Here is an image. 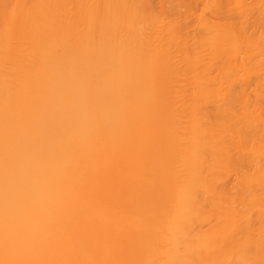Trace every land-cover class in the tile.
<instances>
[{
	"label": "bare ground",
	"instance_id": "obj_1",
	"mask_svg": "<svg viewBox=\"0 0 264 264\" xmlns=\"http://www.w3.org/2000/svg\"><path fill=\"white\" fill-rule=\"evenodd\" d=\"M148 1L153 3V0ZM215 1L211 0L212 6L207 4V7L211 6L208 7L211 9L216 3V13L222 19L217 22L211 21L209 28L213 26L231 29L220 33V37L233 40L238 36L252 35L256 42L264 41L260 30L264 0H243L241 10L231 8L226 13L222 10V0ZM180 27L175 33L184 35L183 38L178 39L173 32H169L167 36L171 39L173 37L176 40L174 42H177L174 52L164 55L165 53L158 48L159 42L163 41V35H158L157 30L163 26H159V29L153 27L156 30L153 31L154 36L157 32L155 42H149L135 60L141 62L161 54L175 61L180 53L188 52L190 45L199 43L196 41L199 32L195 31L194 34L185 28L182 29L183 26ZM192 33L193 36L198 35L194 37L196 42L191 36ZM7 36L8 30L4 28L0 34V125L2 124L4 128L5 124L7 127L3 145L13 148L17 155L24 157L17 163L9 162L4 156L0 157V170L7 177V185L10 187L13 184L19 185V193L8 197L7 212L10 219L14 218V221L19 222L20 225L28 219L29 238L36 242L43 231H52L57 224L78 221L75 228L79 234L73 237L72 241L66 240V245L60 252L61 259L71 255L72 251L80 249L84 255L95 256L98 252L96 264H161L163 257H158L157 254L166 252L165 250L163 252V247L171 246L169 248L172 251L174 246L173 249H177L178 252L183 224L190 217L189 203L191 204L192 201L190 194L195 184L194 178L197 177L194 166L200 158V148L208 144L209 138H202L195 131H190L183 142L182 137L174 135L172 124L166 120L162 121L164 155L160 163L165 165V170L160 175L164 180L163 185L157 187L155 180L158 175L155 174L158 170L157 165L141 167V159L153 160V150L148 148L150 140L144 141L143 131H137L131 142L126 140L125 134L121 132L124 129L123 107L127 95L131 100L128 104L138 107L139 110L142 109L141 113L144 117L149 114L148 109L155 101L151 95L154 87L151 67L154 63H145V70L138 83L129 72L133 64L132 60L121 54L127 47L126 42L114 40L111 32H108L107 50L103 56H82L80 52L71 56L63 55L64 41L48 40L44 47L40 46V41H36L37 51L33 56L26 54L19 56L20 51L17 48V57L12 65L14 71L8 72L4 68L5 49L9 43ZM22 44L24 46L21 45L20 49L25 50V42ZM194 61L196 59H190L188 66L190 69L199 65ZM240 61L239 65L245 63ZM239 65L229 64V68L233 70V67L237 68ZM168 88L162 84L159 98H166V106L171 103L174 106L176 104H173ZM41 89L44 93L39 96L38 92ZM231 98L232 96L227 93L226 99ZM159 104L163 105V103ZM16 109H18L16 114L20 116H12V112ZM194 111L195 109L191 114L196 117ZM227 112L231 118L239 119L235 116H240V113L233 104L228 106ZM15 123H18V128ZM82 126L86 131L84 136L81 133ZM246 133L245 126L241 125L237 128L239 138L245 140ZM32 135L35 137L29 139ZM244 140L239 142L244 143ZM130 146L134 150L133 163L127 162L124 158ZM83 156L88 157L96 165L95 169L85 172L87 173L85 176L82 175L81 165L78 164ZM177 157L181 159L182 164L190 168L187 171L188 176L185 173L183 179L179 175L181 170L175 164ZM250 162L253 160L251 159ZM261 167L255 176L243 175L242 187L246 192L254 190L256 184L264 186V165L261 164ZM213 168L216 172L221 170L216 164ZM73 177L77 178L76 182L72 181ZM180 178V181H176ZM125 182L130 183V190L125 188ZM69 183L74 184L78 189L84 186L90 189L87 195L78 200L81 203L80 207L71 206L70 200L65 197L67 196L65 188L69 187ZM107 189L117 191L120 195L119 206L112 211L104 201L109 195L100 193ZM40 200L42 201L39 202ZM155 201L163 205L162 220L159 218V221L161 220L163 224L168 223L170 231L173 230L170 234L151 227L150 222L145 218L146 211L150 212L152 218L155 217L153 212ZM246 201L243 211L236 212L237 214L232 217L220 218L223 225L218 226L214 231L224 237L225 242L215 246L212 245V237L202 238L200 246L203 245L204 250L213 249L210 258L214 262L211 260L213 263L208 264H264V211L258 212L261 219L263 218V223L256 238L250 231L239 233L237 237L232 233L233 228H239L241 231L254 229L253 215H251L254 201L253 199ZM145 202L147 205L142 206ZM40 203L45 204L47 212L52 208H56V211L53 215L51 210L47 214L46 218H50L51 221L37 226L36 209ZM161 236L163 239L167 238L166 245ZM110 237L114 238V243H110ZM228 240L236 241V244L228 246ZM168 241H172L171 244L174 245L172 246ZM188 249L179 256L176 255V250L174 253L172 251L173 254L168 250L169 252L165 254H168L167 259L169 253L172 254L170 255L172 261L170 260V263L163 258L164 262L189 264ZM22 260L24 262L26 258ZM156 260L157 262H152ZM3 263L4 259H0V264Z\"/></svg>",
	"mask_w": 264,
	"mask_h": 264
},
{
	"label": "rangeland",
	"instance_id": "obj_2",
	"mask_svg": "<svg viewBox=\"0 0 264 264\" xmlns=\"http://www.w3.org/2000/svg\"><path fill=\"white\" fill-rule=\"evenodd\" d=\"M210 1L165 0L161 2V0H153V3H150L148 0H0V34L4 28L8 30L9 43L5 49L6 62L4 64L8 72L14 71L12 65L17 57V48L20 51L19 56L21 54L33 56L37 51L36 41H40L42 47L48 40L64 41L63 55L71 56L80 52L82 56H103L107 50L106 35L108 32H111L114 40L126 42L127 47L121 54L132 60L133 64L131 63L129 72L134 79L138 80V83L145 70V63L155 64L151 67L154 84L151 95L155 101L148 109L149 114L142 116L143 110L128 104L131 100L126 95L123 107L124 129L121 132L125 134L128 142L132 141L137 131H143L145 142L150 140L148 148L153 150V160L143 158L140 164L141 167L157 165L158 170L155 174L158 175L155 180L158 188L164 183L160 174L165 170V165L160 163L164 155L162 121L166 120L171 123L174 135L182 137L183 142L190 131H195L202 138H209L207 145L199 147L200 158L194 166L197 177L194 178L195 184L190 194L192 198L191 204L189 203L190 217L183 224L178 252L177 249H173L172 241H168L173 246V253L176 250L177 256L190 248L187 254L189 264H200L203 261L208 264L213 261L210 258L213 249L204 250L205 247L200 246V242L204 236L212 237V245L215 246L225 242V238L214 231L218 226L223 225L220 218L232 217L237 214L236 212L243 211L246 207V200L253 199L251 215H253L252 228L254 229L241 231L239 228H233L232 233L237 237L239 233L250 231L251 235L256 238L263 223V218L261 219L258 212L264 211V186L256 184L254 190L251 189L248 192L242 187L243 175L255 176L259 168H262L261 164L264 165V41L256 42L252 35L238 36L233 40L220 37V33L231 29L213 26L209 28L211 21L217 22L222 19L216 13L215 0H213L215 6L208 8L212 6ZM242 2L243 0H222V10L225 13L231 8L241 10ZM207 4L211 6L207 7ZM249 16L251 20V13ZM260 19L262 20L260 30L264 38V9L261 10ZM159 26L163 28L159 29ZM180 26L194 34L195 31L199 32V37L203 36L199 38L198 35L193 36L192 33V38L198 37L197 40L195 38L193 40L199 43L190 45L188 52L180 53L175 61L161 54L141 62L135 60L149 42H155L157 32L158 35H163V41L159 42L158 48L165 53L164 55L174 52L173 49H176L177 42H174L173 37L171 39L167 36L169 32L174 34ZM153 27L159 29L155 32V36L153 31L156 30ZM170 34L173 36L172 33ZM174 35H177L178 39L184 36L177 33ZM24 42L25 50H21L20 46ZM190 59H196L199 65L190 69L188 67ZM239 60L245 63L239 65L241 63ZM233 63L239 66L233 67L232 70L229 64L233 65ZM161 83L167 88L170 86L169 93L173 104L177 106H173L172 103L166 106V98H159ZM38 93L42 96L44 90L41 89ZM227 93L232 96L230 100L226 99ZM230 104H233L240 113V116H235L239 118L238 120L231 118L227 112ZM193 107L197 114L196 117L191 114ZM17 111L18 109L14 110L12 116H20L16 114ZM1 125L0 157L4 156L9 162L17 163L24 157L17 155L13 148L3 145L7 127L5 124L4 128ZM241 125L247 129V133L244 134L245 140L237 136V128ZM15 126L18 128V123H15ZM81 133L82 136L86 133L83 126ZM34 137L35 135H32L29 139ZM243 140L244 143L239 142ZM133 153L134 150L130 146L124 156L127 162H134ZM251 159L253 162H250ZM215 161L218 162L215 163ZM78 164L81 165L83 176L92 168H96V165L86 156H83ZM175 164L181 170L179 175L182 179L185 173L188 176L187 171L190 168L182 164L179 157ZM214 164L221 169L219 172L214 170ZM181 178L176 181H180ZM76 179L73 177L72 181L76 182ZM68 186L65 188L67 195L65 197L70 200L71 206L80 207L81 203L78 200L90 192L89 187L84 186L78 189L72 183ZM125 188L130 190V183L125 182ZM18 193L19 185L8 186L7 177L0 170V259H4L3 264H96L98 252L95 256H91L84 255L80 249H76L70 253L71 255L60 258V252L66 245V240L72 241L73 237L79 234L75 228L78 221L57 224L52 231H43L37 242L32 241L28 235L30 221L27 219L20 225L19 222L14 221V218L12 221L7 212L8 197ZM100 193L109 195V198L104 201L109 205L110 211L119 206L120 195L117 191L107 189ZM146 205V202L142 203V206ZM162 206L155 201L153 212L156 218H152L153 216H150L148 211L145 213V218L150 222L151 227L170 234L173 230L170 231L168 223L161 222ZM55 209H50L52 215ZM49 211L45 210L43 203L37 206L35 217L37 226L51 221L50 218H46ZM159 218H161L160 221ZM161 238L166 245L167 238L164 237L166 240L162 236ZM110 239V243H114V238L110 237ZM227 244L231 246L236 244V241L229 242L228 240ZM166 246L163 247V252L164 250L171 251L169 248L171 246L168 249ZM165 253L159 252L157 255L170 262L173 253H169V259H167L168 254ZM23 258H26L28 262L26 260L23 262ZM163 258H160L163 260L161 264H168ZM152 262L155 263L157 260Z\"/></svg>",
	"mask_w": 264,
	"mask_h": 264
}]
</instances>
